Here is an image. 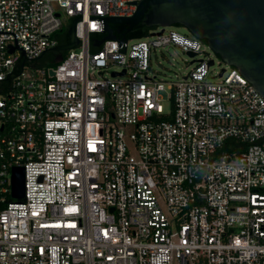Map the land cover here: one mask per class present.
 I'll return each instance as SVG.
<instances>
[{
	"label": "built area",
	"instance_id": "obj_1",
	"mask_svg": "<svg viewBox=\"0 0 264 264\" xmlns=\"http://www.w3.org/2000/svg\"><path fill=\"white\" fill-rule=\"evenodd\" d=\"M127 1L0 0V264H264L263 97L173 27L93 45ZM169 45L202 59L149 75Z\"/></svg>",
	"mask_w": 264,
	"mask_h": 264
},
{
	"label": "water",
	"instance_id": "obj_2",
	"mask_svg": "<svg viewBox=\"0 0 264 264\" xmlns=\"http://www.w3.org/2000/svg\"><path fill=\"white\" fill-rule=\"evenodd\" d=\"M127 2L136 3L135 0ZM81 18H99L102 21L101 31L104 34L91 37L93 45L100 44L106 38H115L118 39V46L124 42V52L127 39L125 30L117 35L119 29L116 27L115 30L111 23L127 24V30L140 22L137 25L155 27L150 34H160L168 25H182L194 36L205 39L206 45L225 62L236 67L264 99V0H139L136 10L129 16L81 14ZM75 20L73 18L67 28V42L46 51L58 50L56 54L61 56L62 50L77 44ZM187 54L193 56L195 52L187 51ZM201 59L193 57L190 62ZM212 61L210 59L209 63ZM11 178L12 195L22 197V167H13Z\"/></svg>",
	"mask_w": 264,
	"mask_h": 264
},
{
	"label": "rangeland",
	"instance_id": "obj_3",
	"mask_svg": "<svg viewBox=\"0 0 264 264\" xmlns=\"http://www.w3.org/2000/svg\"><path fill=\"white\" fill-rule=\"evenodd\" d=\"M61 17L65 21V23L70 22V19L67 18L63 13L61 14ZM171 27L189 36H193V34L182 25H168L166 26V29H169ZM146 37L149 38V33L146 35ZM202 47L204 49L202 55H207L214 59V63L212 64V66H210V75L213 76L209 77H212V79H216L215 74L221 67L225 66L227 62H225L216 53H214L211 48L204 44V42L202 44ZM43 61L46 65L54 64L53 60L44 59ZM149 62V75L156 74L157 78L164 80H174L178 76L184 74L192 66L189 55L175 45H169L165 48L152 47L149 54ZM162 94L163 97L161 99V102L163 103L164 110L169 111L172 107L171 100L170 98H168L167 91H163Z\"/></svg>",
	"mask_w": 264,
	"mask_h": 264
},
{
	"label": "trees",
	"instance_id": "obj_4",
	"mask_svg": "<svg viewBox=\"0 0 264 264\" xmlns=\"http://www.w3.org/2000/svg\"><path fill=\"white\" fill-rule=\"evenodd\" d=\"M140 22L136 23L134 26H132L130 29L126 30L127 24L124 23H111V26L115 29L116 27H118L119 31L117 32V35H120V32H123L125 30V35L127 38H136V37H141L144 36L148 33H150V30L154 29L155 27H148L144 24L141 25H137ZM179 25V24H177ZM104 34V33H103ZM103 34H97L99 36H103ZM56 38L58 41H62V42H66L68 40V35H67V29L63 28L62 30H60L59 32H57L55 34ZM203 41L205 42V39H203ZM55 55V52H50L49 54H47L44 59L51 57L53 58V56ZM43 60V59H42Z\"/></svg>",
	"mask_w": 264,
	"mask_h": 264
},
{
	"label": "flooded vegetation",
	"instance_id": "obj_5",
	"mask_svg": "<svg viewBox=\"0 0 264 264\" xmlns=\"http://www.w3.org/2000/svg\"><path fill=\"white\" fill-rule=\"evenodd\" d=\"M50 52H53V50H48V51L43 52L42 55H41V57H40V59H44V57H45L47 54H49Z\"/></svg>",
	"mask_w": 264,
	"mask_h": 264
}]
</instances>
